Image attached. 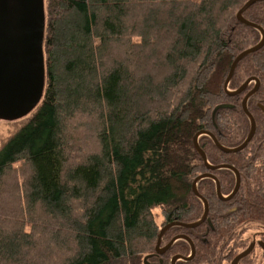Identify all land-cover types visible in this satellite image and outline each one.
<instances>
[{
    "label": "trees",
    "instance_id": "trees-1",
    "mask_svg": "<svg viewBox=\"0 0 264 264\" xmlns=\"http://www.w3.org/2000/svg\"><path fill=\"white\" fill-rule=\"evenodd\" d=\"M246 1L45 0L43 95L0 149V264H144L164 224L201 218L192 184L207 167L193 137L209 131L234 148L250 130L241 103L254 82L240 94L224 90L234 58L261 39L236 18ZM243 16L264 29V0ZM249 77L259 88L247 101L256 122L247 147L226 153L198 136L209 163L239 171L240 187L222 200L211 179L196 183L209 212L164 234L166 242L185 233L195 246L176 264H227L248 246L251 225L264 242V46L239 61L228 90ZM76 113L95 122L97 148L86 153L65 131ZM215 173L229 194L234 172ZM174 253L188 255L187 241L166 258ZM240 263L257 264L255 254Z\"/></svg>",
    "mask_w": 264,
    "mask_h": 264
},
{
    "label": "water",
    "instance_id": "water-1",
    "mask_svg": "<svg viewBox=\"0 0 264 264\" xmlns=\"http://www.w3.org/2000/svg\"><path fill=\"white\" fill-rule=\"evenodd\" d=\"M262 0H247L236 13L238 21L244 25L256 28L261 33V39L255 45L241 51L232 61L228 75L224 82V90L229 95L242 93L250 84L255 82V86L249 90L241 103L244 113L250 120V130L245 140L234 148L222 146L215 136L209 131H200L193 137V145L199 153L203 163L208 169L226 168L232 170L236 175L235 186L228 196H223L220 192L219 182L216 181L217 196L222 200L230 199L240 187V174L231 165L220 164L211 166L208 164L204 151L199 147L198 136L201 134L209 135L216 147L226 153H236L243 150L256 130L254 117L246 106L247 99L252 96L259 87V80L256 77L247 78L236 90L229 91L227 86L239 63L247 55L254 53L264 46V29L257 23L244 18L243 13L254 3ZM44 34H45V0H0V119L15 120L29 114L40 102L45 87V57H44ZM264 113V105L259 104ZM209 173H203L197 176L192 184V191L204 205V211L200 219L196 222L185 223L181 221H172L164 225L158 234L155 245V251L162 253L176 239H185L191 247L189 257L174 256L171 264H175L177 259L190 260L195 253V247L192 240L184 235L175 236L165 247L160 248V241L166 230L172 226L182 228H194L205 221L208 213V203L206 199L197 191L196 183L206 177H211ZM214 177V176H212ZM264 251V243L259 242ZM254 248V243L240 252L232 260L231 264H237L246 257ZM264 264V263H263Z\"/></svg>",
    "mask_w": 264,
    "mask_h": 264
},
{
    "label": "rangeland",
    "instance_id": "rangeland-1",
    "mask_svg": "<svg viewBox=\"0 0 264 264\" xmlns=\"http://www.w3.org/2000/svg\"><path fill=\"white\" fill-rule=\"evenodd\" d=\"M37 107L38 105L26 116L15 120L0 119V149L13 135H15L28 122L29 118L33 115ZM66 124L67 127L65 128V131L67 132V135L69 133L70 139H72L70 142L75 144L77 148L84 151V153H86V149L93 150L97 148L95 143L91 141L93 128L96 127L95 122L92 118L84 117V115L76 113L69 120H67ZM76 156L78 155H71V157L69 158L71 161L74 160V162H77L80 160V158H77ZM153 215L158 224L160 225L164 220L163 207L158 206L153 208ZM251 226L252 228L246 231L245 233V239L248 240L246 244L250 242L253 235H257V233L259 232V230L256 229L254 225Z\"/></svg>",
    "mask_w": 264,
    "mask_h": 264
},
{
    "label": "flooded vegetation",
    "instance_id": "flooded-vegetation-1",
    "mask_svg": "<svg viewBox=\"0 0 264 264\" xmlns=\"http://www.w3.org/2000/svg\"><path fill=\"white\" fill-rule=\"evenodd\" d=\"M251 82H254V81H251ZM251 82H250V83H251ZM254 86H255V82H254ZM254 86H253V87H254ZM253 87H252V88H253ZM252 88H251V89H252ZM258 88H259V87H258ZM251 89H249V90H251ZM249 90H248V91H249ZM248 91H247V92H248ZM247 92H246V93H247ZM256 92H257V91H256ZM256 92H255V93H256ZM255 93H254V94H255ZM244 96H245V95H244ZM250 97H251V96H250ZM250 97H249V98H250ZM243 98H244V97H243ZM249 98H248V99H249ZM248 99H247V101H248ZM247 101H246V106H247ZM263 102H264V99H263L262 102H258V103H257V106L259 107V104H263V105H264ZM259 108H260V107H259ZM260 110H261V109H260ZM261 111H262V110H261ZM262 112H263V111H262ZM263 114H264V113H263ZM255 123H256V122H255ZM255 131H256V130H255ZM212 134H213V133H212ZM254 134H255V133H254ZM213 135H214V134H213ZM215 138H216V137H215ZM211 139H212V138H211ZM216 139H217V138H216ZM212 141H213V139H212ZM217 141H218V140H217ZM218 142H219V141H218ZM213 143H214V141H213ZM248 144H249V143H248ZM214 145H215V144H214ZM215 146H216V145H215ZM246 147H247V146H246ZM246 147H245V148H246ZM245 148H244V149H245ZM208 164L211 165V166H217V164H211V163H209V162H208ZM221 164H226V163H221ZM218 165H220V164H218ZM228 165H230V164H228ZM231 166H232V165H231ZM233 167H234V166H233ZM234 168H235V167H234ZM235 169H236V168H235ZM216 170H219V169H215V170H214V169H208V168H207V171H206V173H209V174H211L212 176H214V177L211 176V177H206V178L211 179V180L215 183V188H216V181L214 180V178H216V180L219 182L218 177H217V175H216V173H215ZM236 170H237V169H236ZM237 171H238V170H237ZM238 172H239V171H238ZM239 174H240V173H239ZM234 175H235V173H234ZM235 182H236V175H235ZM240 184H241V177H240ZM219 185H220V183H219ZM234 186H235V183H234ZM233 188H234V187H233ZM233 188H232V190H233ZM232 190H231V192H232ZM220 192H221V191H220ZM231 192H230L229 194H225V195L222 194V193H221V194H222L223 196L226 197V196L230 195ZM236 193H237V192H236ZM236 193H235V194H236ZM235 194H234V195H235ZM216 195H217V192H216ZM234 195H233V196H234ZM233 196H232V197H233ZM217 197H218V196H217ZM232 197H231V198H232ZM218 198H219V197H218ZM231 198H230V199H231ZM219 199H220V198H219ZM207 203H208V202H207ZM208 212H209V205H208ZM207 215H208V213H207ZM206 218H207V217H206ZM170 222H172V221H170ZM170 222H167V223H170ZM167 223H166V224H167ZM166 224H164V225H166ZM164 225H163V226H164ZM163 226H162V227H163ZM168 229H169V228H168ZM168 229H167V230H168ZM167 230H166V231H167ZM165 233H166V232H165ZM165 233H164V234H165ZM164 234H163V236H162V238H161V241H160V248L165 247V246H166V245H167V244H168V243H169V242H170L175 236H177V235H179V234H184V235L188 236V235L185 234V233H177V234H173V235L171 236V238H170L168 241L165 242V241L163 240ZM188 237H189V236H188ZM189 238H190V237H189ZM190 239H191V238H190ZM177 240H185V239H176V240H175V241H174V242H173V243H172L167 249H165L162 253H157V252L155 251L154 253L147 255V256L144 258V264H153V263H155V261H152V259L155 258V257L157 258V261H156V262L159 263V264H171V260H172V258H173L174 256H176V255H178V256L181 255V256H184V257H189L190 254H191V247H190V253H189L188 255H186V256H185V255H182V254H180V253H174V254L171 255V257H170L169 259L166 258V253L170 250L171 246H172ZM185 241H187V240H185ZM259 242H263V239H261V238H260L258 235H256V234L253 235V237L251 238L250 242L248 243V246L250 245V243H254V248H253V250H252L247 256H249V255H251L252 253H254L255 256H256V258H257V261H258L257 264H263V263H264V251H263V249L260 247ZM187 243L189 244L188 241H187ZM263 243H264V242H263ZM189 246H190V244H189ZM248 246H247V247H248ZM194 247H195V246H194ZM247 247H246V248H247ZM246 248H244L243 250H245ZM243 250L238 251V252L235 253V254H233V253L230 252V253H231V254H230L231 256H230L229 258H227V264H231V262H232V260L235 258V256L238 255V254H239L240 252H242ZM260 252H261V254H260ZM194 254H195V253H194ZM247 256H246V257H247ZM192 258H193V257H192ZM192 258H191V259H192ZM244 258H245V257H244ZM244 258H243V259H244ZM191 259H190V260H191ZM243 259H241L237 264H241L240 262H241ZM149 260H150V261H149ZM180 260L183 261V259H177L176 262H177V261H180ZM184 261H187V260H184ZM176 262H175V264H176Z\"/></svg>",
    "mask_w": 264,
    "mask_h": 264
}]
</instances>
